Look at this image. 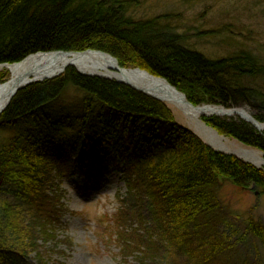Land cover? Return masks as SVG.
Instances as JSON below:
<instances>
[{
    "label": "trees",
    "instance_id": "16d2710c",
    "mask_svg": "<svg viewBox=\"0 0 264 264\" xmlns=\"http://www.w3.org/2000/svg\"><path fill=\"white\" fill-rule=\"evenodd\" d=\"M143 1L0 0V64L98 50L164 78L193 106L245 102L263 123L264 49L226 36L215 38L226 55L210 58L186 46L190 35L167 14L130 15ZM202 120L264 157V131L236 117ZM94 151L121 166L125 192L111 223L124 259L228 264L242 249L238 264H264V226L229 213L219 197L223 181L264 195V169L210 148L164 101L73 67L18 90L0 114V264H42L67 210L61 185Z\"/></svg>",
    "mask_w": 264,
    "mask_h": 264
},
{
    "label": "rangeland",
    "instance_id": "374dc122",
    "mask_svg": "<svg viewBox=\"0 0 264 264\" xmlns=\"http://www.w3.org/2000/svg\"><path fill=\"white\" fill-rule=\"evenodd\" d=\"M165 14L170 16L169 23L176 32L190 35L187 47L210 58L226 55V43L223 41V46H219L215 39L226 36L248 47L264 49V0H145L130 12L135 19ZM211 30L217 32L216 36L205 33ZM167 104L180 124L190 128L206 142L198 133L194 121L189 120L176 106ZM248 112L252 115L250 110ZM232 116L241 119L237 115ZM223 138L231 150L255 152L261 162L240 158L264 169V157L260 151L234 139ZM119 169L120 166L110 163L103 153L94 151L88 163L81 165L73 177L63 182V203L68 211L56 227V238L44 245L47 256L42 264H134L133 258L124 259L121 256L114 242L111 218L118 208V195L123 196L125 192ZM252 190L223 181L219 197L229 213L240 214L242 219L252 216L254 222L264 226V195ZM227 255L231 260L228 264H238L243 260L244 253L240 249ZM224 258L214 264H225Z\"/></svg>",
    "mask_w": 264,
    "mask_h": 264
},
{
    "label": "bare ground",
    "instance_id": "6f19581e",
    "mask_svg": "<svg viewBox=\"0 0 264 264\" xmlns=\"http://www.w3.org/2000/svg\"><path fill=\"white\" fill-rule=\"evenodd\" d=\"M66 64H71L74 69L83 74H96L111 80L123 82L176 106L189 120L195 122L198 133L205 138L211 147L221 151H231L235 155L246 160H252L256 163L261 162L260 157L257 156L255 152L243 149L231 150V148H229V146L225 143L223 137H219L215 132L201 122V116H206L208 118L216 116L220 119H229L233 117L232 115H237L240 118L248 119L252 116L248 112L250 108L247 103L243 102L233 106L232 109L234 111L228 110L224 106L215 104H200L197 108L190 107L171 89H168L164 84L160 83V81L143 73H137L136 71H118L115 69L116 64L112 59L99 53H86L84 55L74 57L68 56L64 53L37 54L27 56L17 64L0 66V69L6 68L10 73L9 79L4 84L0 85V112L21 83H27L34 79H41V76L47 72H52L54 74L59 73L63 70ZM161 79L164 78L161 77ZM251 113L253 114V112ZM110 123L118 130L119 127H116L118 122L110 120ZM260 127L261 126H259V128ZM261 129L264 130V126ZM102 148L105 147L102 146Z\"/></svg>",
    "mask_w": 264,
    "mask_h": 264
},
{
    "label": "water",
    "instance_id": "95a60500",
    "mask_svg": "<svg viewBox=\"0 0 264 264\" xmlns=\"http://www.w3.org/2000/svg\"><path fill=\"white\" fill-rule=\"evenodd\" d=\"M51 53H64V54H66V55H68V56H80V55H84V54H86V53H99V54H101V55H104V56H107V57H109L110 59H112L114 62H115V64H116V70H122V71H136L137 73H143V74H145V75H148L149 77H153L154 79H156V80H158V81H160V83H162V84H164L168 89H171L176 95H178L180 98H181V100L182 101H184L188 106H190V107H193V108H197V107H194V106H192L188 101H187V99L174 87V86H172V85H170L165 79H161V77H155V76H152V75H150L147 71H145V70H142V69H140V68H132V69H124V68H121V67H119V65H118V63H117V60L114 58V57H112L110 54H108V53H104V52H101V51H92V50H86V51H84V52H75V53H70V52H63V51H51V52H41V53H36V54H33V55H37V54H51ZM30 56V55H29ZM0 66H9V65H0ZM72 65L71 64H66L65 66H64V68H63V70L62 71H60L59 73H56V74H54V73H52V72H47L46 74H44L43 76H41L42 78L41 79H34V80H31V81H29V82H27V83H21V85L16 89V91L14 92V94L12 95V97L15 95V93L18 91V90H20V89H22V88H24L25 86H27V85H29V84H32V83H36V82H41V81H43V80H47V79H53V78H55V77H57V76H59L60 74H62L64 71H65V69L67 68V67H71ZM73 67V66H72ZM49 74H51V75H49ZM85 74V73H84ZM85 75H87V76H91V77H99V78H104V79H108V78H105L104 76H101V75H96V74H85ZM108 80H111V79H108ZM113 81H116V82H118V83H123V82H120V81H117V80H113ZM124 85H127V86H129V87H131V88H133V89H135V90H137V91H140V92H142V93H145L146 95H149V96H152V97H155V98H158V97H156V96H154V95H152V94H150V93H148V92H145V91H142V90H140V89H136V88H134V87H132V86H130V85H128V84H125V83H123ZM11 97V98H12ZM11 98H10V100H11ZM160 99V98H159ZM10 100L8 101V103L5 105V107L1 110V112L2 111H4V109L8 106V104H9V102H10ZM228 110H233L232 108H229ZM234 111V110H233ZM0 112V113H1ZM206 117V116H205ZM241 119H243L244 121H246L247 123H249L250 125H252L256 130H258V131H261L262 129V127L264 126V123H260V122H258V121H256L254 118H252V117H249L248 119H245V118H241ZM259 126H261L260 128H259ZM209 129H211L213 132H215L216 134H217V132L216 131H214L211 127H208ZM218 135V134H217ZM209 145V144H208ZM210 146V145H209ZM230 154H232V153H230Z\"/></svg>",
    "mask_w": 264,
    "mask_h": 264
}]
</instances>
